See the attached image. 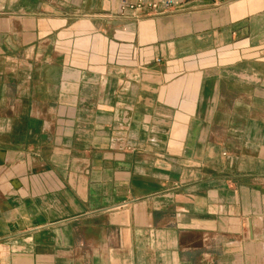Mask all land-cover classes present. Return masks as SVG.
Segmentation results:
<instances>
[{
  "label": "crops",
  "instance_id": "crops-1",
  "mask_svg": "<svg viewBox=\"0 0 264 264\" xmlns=\"http://www.w3.org/2000/svg\"><path fill=\"white\" fill-rule=\"evenodd\" d=\"M122 2L0 0V264H264V0Z\"/></svg>",
  "mask_w": 264,
  "mask_h": 264
},
{
  "label": "built area",
  "instance_id": "built-area-1",
  "mask_svg": "<svg viewBox=\"0 0 264 264\" xmlns=\"http://www.w3.org/2000/svg\"><path fill=\"white\" fill-rule=\"evenodd\" d=\"M179 0H138L131 2L129 0H123L122 8L134 7L138 9L150 8L160 11H166L178 5Z\"/></svg>",
  "mask_w": 264,
  "mask_h": 264
}]
</instances>
